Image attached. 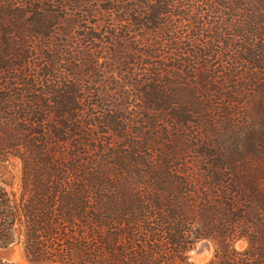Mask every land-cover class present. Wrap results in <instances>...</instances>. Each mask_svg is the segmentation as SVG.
Returning <instances> with one entry per match:
<instances>
[{
  "label": "trees",
  "instance_id": "trees-1",
  "mask_svg": "<svg viewBox=\"0 0 264 264\" xmlns=\"http://www.w3.org/2000/svg\"><path fill=\"white\" fill-rule=\"evenodd\" d=\"M10 157L30 264H264V0H0Z\"/></svg>",
  "mask_w": 264,
  "mask_h": 264
},
{
  "label": "rangeland",
  "instance_id": "rangeland-1",
  "mask_svg": "<svg viewBox=\"0 0 264 264\" xmlns=\"http://www.w3.org/2000/svg\"><path fill=\"white\" fill-rule=\"evenodd\" d=\"M19 161L17 158L10 157L8 161H6L5 165L0 164V179L3 180H12L14 185H16L19 181L18 175ZM203 240L195 243L192 249L188 251L189 260L202 264L207 262L212 258L214 253V247L210 241L206 240L208 243L203 247L202 254H195L194 250L199 246V243ZM201 242V243H202ZM0 257L10 264H30L21 254L20 249L16 245L8 246L7 248L0 250Z\"/></svg>",
  "mask_w": 264,
  "mask_h": 264
},
{
  "label": "water",
  "instance_id": "water-1",
  "mask_svg": "<svg viewBox=\"0 0 264 264\" xmlns=\"http://www.w3.org/2000/svg\"><path fill=\"white\" fill-rule=\"evenodd\" d=\"M201 242L199 243V246L194 250V253L197 255L202 254L203 251V244Z\"/></svg>",
  "mask_w": 264,
  "mask_h": 264
},
{
  "label": "bare ground",
  "instance_id": "bare-ground-1",
  "mask_svg": "<svg viewBox=\"0 0 264 264\" xmlns=\"http://www.w3.org/2000/svg\"><path fill=\"white\" fill-rule=\"evenodd\" d=\"M208 242L206 240H203L202 244H203V247L206 246Z\"/></svg>",
  "mask_w": 264,
  "mask_h": 264
}]
</instances>
